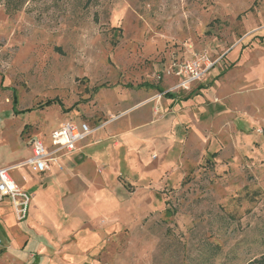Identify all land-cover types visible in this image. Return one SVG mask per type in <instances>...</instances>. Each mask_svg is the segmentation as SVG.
<instances>
[{
  "label": "rangeland",
  "instance_id": "374dc122",
  "mask_svg": "<svg viewBox=\"0 0 264 264\" xmlns=\"http://www.w3.org/2000/svg\"><path fill=\"white\" fill-rule=\"evenodd\" d=\"M66 122L98 131L10 173L28 208L0 207V264L264 254V0H0V168Z\"/></svg>",
  "mask_w": 264,
  "mask_h": 264
},
{
  "label": "built area",
  "instance_id": "2783aa9c",
  "mask_svg": "<svg viewBox=\"0 0 264 264\" xmlns=\"http://www.w3.org/2000/svg\"><path fill=\"white\" fill-rule=\"evenodd\" d=\"M210 60L204 55H196L175 67L173 74L183 79V83L199 81L211 67ZM98 129H91L85 123L66 122L52 131L48 144L39 139L30 141L31 156L24 162L37 173L43 174L58 162L62 155H71L79 150L80 144L90 138ZM19 192L17 185L10 178L9 169H0V202L8 199L18 209L19 220L26 217L28 202ZM22 198V199H21ZM21 200V202H18Z\"/></svg>",
  "mask_w": 264,
  "mask_h": 264
},
{
  "label": "crops",
  "instance_id": "0c3cea01",
  "mask_svg": "<svg viewBox=\"0 0 264 264\" xmlns=\"http://www.w3.org/2000/svg\"><path fill=\"white\" fill-rule=\"evenodd\" d=\"M168 99V98H167ZM168 100H171V99H168ZM95 133H97V132H95ZM94 133V134H95ZM93 134V135H94ZM92 135V136H93ZM31 141V140H30ZM30 141L28 142V148H27V150H26V155H28V157H25V159L22 161V162H20L19 164H17V165H13L11 168V171L9 172V175H10V173L12 172V171H16V170H18V171H23V172H26V171H32V172H34V173H36V174H40V173H37L36 171H34V170H32L30 167H27V166H25L24 165V162L26 161V160H28L29 158H30V156H31V152H30ZM86 141H84V142H82L81 144H80V147H81V149L82 148H84V145L86 144L85 143ZM3 168V167H2ZM1 169V168H0ZM10 178H11V176H10ZM12 179V178H11ZM13 180V179H12ZM14 181V180H13ZM15 183V182H14ZM17 185V184H16ZM9 206L10 205V201L8 200V199H5V200H3L2 202H0V207H3V206ZM1 236V235H0Z\"/></svg>",
  "mask_w": 264,
  "mask_h": 264
},
{
  "label": "trees",
  "instance_id": "16d2710c",
  "mask_svg": "<svg viewBox=\"0 0 264 264\" xmlns=\"http://www.w3.org/2000/svg\"><path fill=\"white\" fill-rule=\"evenodd\" d=\"M164 96L166 98H168V99H173V95H171V94H165ZM57 101L58 100L48 101L45 105L48 106L51 103H55ZM57 103H58V105H61L60 102H57ZM247 264H264V254H262L261 256H259L257 259H254V260L249 261Z\"/></svg>",
  "mask_w": 264,
  "mask_h": 264
}]
</instances>
